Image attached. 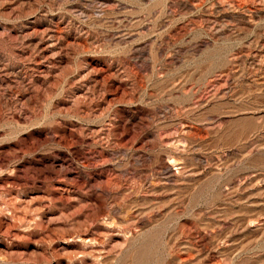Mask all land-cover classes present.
Wrapping results in <instances>:
<instances>
[{"label":"rangeland","instance_id":"rangeland-1","mask_svg":"<svg viewBox=\"0 0 264 264\" xmlns=\"http://www.w3.org/2000/svg\"><path fill=\"white\" fill-rule=\"evenodd\" d=\"M0 264H264V0H0Z\"/></svg>","mask_w":264,"mask_h":264}]
</instances>
